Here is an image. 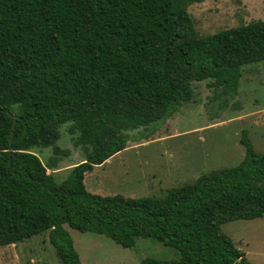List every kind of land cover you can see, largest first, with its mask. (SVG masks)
Here are the masks:
<instances>
[{
    "label": "trees",
    "instance_id": "trees-1",
    "mask_svg": "<svg viewBox=\"0 0 264 264\" xmlns=\"http://www.w3.org/2000/svg\"><path fill=\"white\" fill-rule=\"evenodd\" d=\"M195 1L0 0V247L48 231L63 264H81L72 228L125 248L153 237L181 253L140 264H254L221 227L264 217V153L246 129L239 164L166 199L85 184L191 101L193 81L213 78L234 93L242 67L264 60V20L201 35L188 10ZM67 123L86 158L59 182L31 150L58 153Z\"/></svg>",
    "mask_w": 264,
    "mask_h": 264
},
{
    "label": "rangeland",
    "instance_id": "rangeland-1",
    "mask_svg": "<svg viewBox=\"0 0 264 264\" xmlns=\"http://www.w3.org/2000/svg\"><path fill=\"white\" fill-rule=\"evenodd\" d=\"M201 35L264 20V0H197L188 6ZM213 78L193 81L194 98L159 125L146 139L128 147L89 172L85 184L100 195L122 194L166 199L201 175L239 164L245 157L240 142L246 129L257 152L264 153V60L244 65L236 92H223ZM71 123L61 127L59 152L34 147L57 181L86 158L75 143ZM144 127L129 130L138 137ZM222 230L254 264H264V217L228 221ZM81 264H140L146 258L178 259L180 250L153 237H138L125 248L110 237L68 228ZM0 264H63L49 232L0 247Z\"/></svg>",
    "mask_w": 264,
    "mask_h": 264
}]
</instances>
